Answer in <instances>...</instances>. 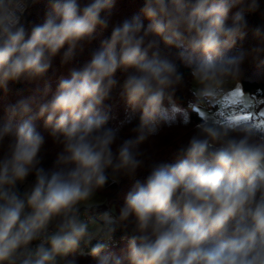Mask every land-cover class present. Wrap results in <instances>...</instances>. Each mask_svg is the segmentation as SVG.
I'll use <instances>...</instances> for the list:
<instances>
[{"label": "clouds", "instance_id": "9594fccd", "mask_svg": "<svg viewBox=\"0 0 264 264\" xmlns=\"http://www.w3.org/2000/svg\"><path fill=\"white\" fill-rule=\"evenodd\" d=\"M37 2L0 0V90L38 85L0 116V264H78L82 246L95 264H264V92L242 84L246 61L264 55V24L256 47L232 51L261 0H144L119 21L116 0H48L42 22L26 26ZM97 28L110 36L69 67ZM58 56L68 75L53 92L45 77ZM189 84L182 106L176 93ZM117 87L126 118L111 126ZM193 114L173 159L149 163L143 145ZM45 133L59 148L48 169ZM145 169L118 209L96 211L107 186ZM118 228L130 232L120 254L107 244Z\"/></svg>", "mask_w": 264, "mask_h": 264}, {"label": "trees", "instance_id": "16d2710c", "mask_svg": "<svg viewBox=\"0 0 264 264\" xmlns=\"http://www.w3.org/2000/svg\"><path fill=\"white\" fill-rule=\"evenodd\" d=\"M144 0H116L115 6L111 11V16L114 21L123 20L125 18H130L133 15L139 14L143 7ZM48 9V0H38V2L31 6L26 17L25 24L26 26H31L34 23L42 22V19L45 15V12ZM248 32L243 41H238L236 48L233 52H245L248 53L253 47L258 45V41L254 38L253 30L262 24H264V0H261V6L259 11L254 14L246 15ZM147 23V21H145ZM111 29L109 28L106 31H101L97 28L94 33V39L91 46L85 50L82 55H77L69 67L80 68L83 66L84 62L89 58L90 52L94 49L100 47L102 40L110 36ZM181 71L185 73L186 80H190L188 75V70L181 68ZM68 75V68L61 67L59 56L53 61L52 68L47 73L45 80L48 81L51 85V89L54 92L58 80L61 76ZM117 80L121 83L123 82L124 74L122 72H117ZM243 89L245 92L256 93L257 90L264 92V55H262L257 60H247L244 65V76L242 78ZM191 84L186 85L185 87L178 89L176 93V100L182 106H186L189 99H191L188 87ZM38 87L36 83H29L21 81L19 83L10 84L7 93L0 90V98H6L8 104L15 103L21 98L28 97L33 94L35 89ZM51 98V97H49ZM106 104L111 105L113 119L110 121L111 126H120L126 118V106L122 99L119 96V87L113 91L109 100L106 101ZM177 119V117H173ZM192 124L188 127H183L180 125L173 127H165L161 130L160 134L156 137L151 138L145 145H143V150L146 155L151 157L149 163L152 160H161L165 159L171 161L174 157L175 150L177 147L186 142L188 136L191 134L193 125L198 122V117L196 114H193L191 117ZM138 123L137 119L131 121L130 123H123L121 127V137L127 138L131 135V129L136 126ZM38 128L43 131V121L38 123ZM46 136V143L41 151L42 157V166L46 169L51 168L56 154L59 151V148L55 146L50 139ZM148 169L141 171L134 178L123 177L120 179L117 184H110L107 186L103 192L100 193L104 197V203L101 204L96 211L103 212L110 207L119 208L122 203L124 196L131 188L132 184L136 180L143 182L148 175ZM32 177H29V181H32ZM20 191L22 192V186H20ZM130 235L129 231L118 228L112 238L107 241L108 248L110 251L120 254L127 245V240ZM82 251L84 255H77L78 264H95V262L88 256L86 253L87 248L82 246Z\"/></svg>", "mask_w": 264, "mask_h": 264}, {"label": "rangeland", "instance_id": "374dc122", "mask_svg": "<svg viewBox=\"0 0 264 264\" xmlns=\"http://www.w3.org/2000/svg\"><path fill=\"white\" fill-rule=\"evenodd\" d=\"M119 81V80H118ZM7 104H8V101H7V99L6 98H0V116H2L3 115V113H4V109L7 107ZM227 107V106H226ZM29 183H31L32 181H28ZM22 189H24V186H22ZM97 200H99V201H104L105 199H104V197L102 196V195H100V194H98V196H97Z\"/></svg>", "mask_w": 264, "mask_h": 264}, {"label": "built area", "instance_id": "2783aa9c", "mask_svg": "<svg viewBox=\"0 0 264 264\" xmlns=\"http://www.w3.org/2000/svg\"><path fill=\"white\" fill-rule=\"evenodd\" d=\"M216 115H217V116H222V115H223V112L220 111V110H217Z\"/></svg>", "mask_w": 264, "mask_h": 264}]
</instances>
